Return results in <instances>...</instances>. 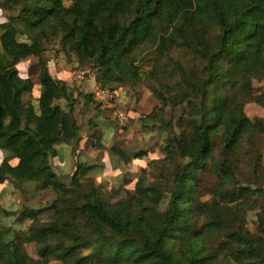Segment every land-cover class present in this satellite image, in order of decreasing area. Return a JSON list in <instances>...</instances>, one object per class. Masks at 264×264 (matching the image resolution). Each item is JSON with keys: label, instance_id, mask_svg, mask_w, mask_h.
<instances>
[{"label": "trees", "instance_id": "1", "mask_svg": "<svg viewBox=\"0 0 264 264\" xmlns=\"http://www.w3.org/2000/svg\"><path fill=\"white\" fill-rule=\"evenodd\" d=\"M0 15V149L13 152L0 185L39 184L56 197L18 216L0 208L31 222L0 226V264H264V210L251 232L239 214L254 191L237 183L230 160L264 134L245 113L246 103L264 106L253 85L264 80V0H0ZM55 41L96 71L97 86L116 95L145 83L159 102L139 124L166 133L165 156L132 197L113 201L82 183L92 166L77 164L69 182L54 172L56 146L81 140L77 98L43 58ZM30 58L42 84L35 102L34 81L17 69ZM93 137L100 148L101 134ZM111 150L126 163L144 154ZM210 171L220 184L206 191Z\"/></svg>", "mask_w": 264, "mask_h": 264}, {"label": "rangeland", "instance_id": "2", "mask_svg": "<svg viewBox=\"0 0 264 264\" xmlns=\"http://www.w3.org/2000/svg\"><path fill=\"white\" fill-rule=\"evenodd\" d=\"M5 17L6 14H1ZM0 15V16H1ZM0 52L2 46L0 44ZM43 58L48 63L49 71L55 79L65 81L76 99L75 117L81 127V140L79 144L56 146L59 155L52 159L51 165L63 181L69 182L77 164L92 166L93 169L87 175L81 177V182L90 179L96 186L113 201L132 197L135 193V184L141 177H148L152 182L159 175L157 167L153 165L163 159L164 140L166 133L157 129L143 130L139 124L142 115L149 114L158 105V100L145 83H140L132 89L128 85L117 86L114 105L117 111L127 114L126 122H120L112 113L95 110L92 105H85V95L92 93L89 81L83 84L71 83L72 74L81 70H92L88 65H80L72 53H67L55 41L47 45V51ZM38 58L27 59L17 65V69L30 77L35 83L34 102L39 93H42V84L39 82L40 68L37 66ZM96 72V71H95ZM254 88L258 94H264V80H254ZM81 96L78 97V95ZM36 104V103H35ZM245 113L250 119H261L264 122V106L256 103H246ZM168 117V116H167ZM94 122V125L89 123ZM94 134H101L100 148L93 147ZM115 146L125 152L139 153L143 156L133 159L130 163L122 160L119 154L111 148ZM218 152V151H217ZM218 156V153H216ZM13 152L8 149H0V163L3 159H11ZM230 160L237 177V183L244 187H250L254 191L247 206L239 215L245 219L246 227L256 233L259 226V218L264 210V134H260L253 140L246 139L244 144L231 155ZM12 164L17 160L12 159ZM87 179V180H86ZM220 184L219 177L213 172L203 175L202 186L206 191H212ZM212 195H206L208 200ZM51 191L41 190L39 184L20 183L19 186L10 182L0 185V208L15 212L18 216L24 207H41L55 199ZM52 213H45L42 218ZM0 214V226L12 225L28 229L31 222L20 224L15 221L17 216L3 218ZM27 251L31 257L38 259L37 248L32 244L27 245ZM50 264H59L52 262Z\"/></svg>", "mask_w": 264, "mask_h": 264}, {"label": "built area", "instance_id": "3", "mask_svg": "<svg viewBox=\"0 0 264 264\" xmlns=\"http://www.w3.org/2000/svg\"><path fill=\"white\" fill-rule=\"evenodd\" d=\"M94 81L96 83V72L90 70H81L72 74L70 78L71 83L83 84L87 81ZM93 101L100 107L102 111L112 113L120 122H126L127 114L116 110L114 105L115 93L110 89H105L100 86H95L92 90Z\"/></svg>", "mask_w": 264, "mask_h": 264}, {"label": "crops", "instance_id": "4", "mask_svg": "<svg viewBox=\"0 0 264 264\" xmlns=\"http://www.w3.org/2000/svg\"><path fill=\"white\" fill-rule=\"evenodd\" d=\"M33 60V58H30ZM89 85L90 87H92V90L94 89V87L96 86V83L94 81H89ZM39 96H40V93H39ZM35 98V97H34ZM38 98V97H37ZM94 144V143H93ZM1 164V163H0Z\"/></svg>", "mask_w": 264, "mask_h": 264}]
</instances>
